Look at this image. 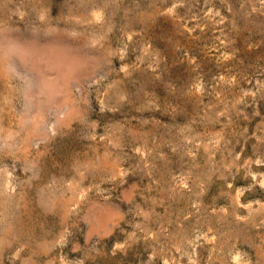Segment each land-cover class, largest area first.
Segmentation results:
<instances>
[{"label":"rangeland","instance_id":"obj_1","mask_svg":"<svg viewBox=\"0 0 264 264\" xmlns=\"http://www.w3.org/2000/svg\"><path fill=\"white\" fill-rule=\"evenodd\" d=\"M0 264H264V0H0Z\"/></svg>","mask_w":264,"mask_h":264}]
</instances>
